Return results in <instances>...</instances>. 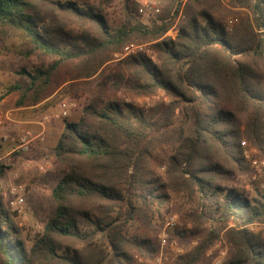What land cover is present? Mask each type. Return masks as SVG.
Instances as JSON below:
<instances>
[{
	"label": "trees",
	"instance_id": "1",
	"mask_svg": "<svg viewBox=\"0 0 264 264\" xmlns=\"http://www.w3.org/2000/svg\"><path fill=\"white\" fill-rule=\"evenodd\" d=\"M102 1L107 6L114 0ZM150 1L175 6L173 16L149 25L129 16L112 29L103 8L83 0H0V37L21 40L22 56L53 60L15 71L17 80L4 93L15 97V107L49 99L62 65L73 63L77 78H90L99 55L107 57L97 67L108 53L135 42H153L158 64L141 54L127 58L124 63L136 77L133 88L145 94L162 91L173 99L165 110L149 115L108 101L86 106L77 122L65 120L52 149L66 169L52 188L53 213L27 251L13 238L0 199V264H134L135 256L152 258L154 244L131 235L128 225L162 205L164 189L196 194L203 203L190 220L206 229L196 232L200 241L175 264H198L221 234L231 249L221 264H264V237L250 229L264 224V195L249 200L218 184L232 170L249 167L242 140L264 150V79L258 67L264 62V0H229L252 14V21L232 31L209 11H193L197 0ZM179 12L183 18L175 38L164 39ZM68 24L81 34H68ZM85 27L94 35L83 33ZM158 138L172 140L175 147L167 158L165 186L141 168ZM2 173L0 165V178Z\"/></svg>",
	"mask_w": 264,
	"mask_h": 264
},
{
	"label": "rangeland",
	"instance_id": "2",
	"mask_svg": "<svg viewBox=\"0 0 264 264\" xmlns=\"http://www.w3.org/2000/svg\"><path fill=\"white\" fill-rule=\"evenodd\" d=\"M83 1L91 6L103 8V15L112 29L124 24L129 16L149 25L158 22L162 16L168 13L172 17L175 10V6L171 7L166 3L161 4L148 0L159 8L160 13L155 19L145 20L138 13L141 0H128L127 3L123 0H114L107 6H102V0ZM126 4L129 8L128 15H126ZM200 8L209 11L228 31H232L241 23L252 21V14L248 8L233 7L229 0H197L193 9L191 4L193 11L200 10ZM182 18L183 14L179 12L173 20L171 28L164 35V39L175 38ZM231 19H237V22L229 25ZM67 27L68 34L73 36L81 34L76 30L75 24H68ZM83 33L88 36L94 35L90 27H85ZM152 43H128L119 50L108 53V60L97 67V64L107 57V55H99L95 61L96 73L90 78H77L78 70L73 63L62 65L54 78L56 90L53 95L37 107L24 109L18 115L21 118L31 117L39 121L45 116L54 114L57 105L63 101L72 104L73 107L69 117L61 120L62 122L65 120L77 122L86 106L97 105L100 107L108 101L129 104L145 115H149L155 110L162 112L171 103L172 97L162 91L145 94L139 89L133 88L136 77L124 63L127 58L141 54L153 64H158L156 53L151 48ZM127 45L142 46V51L138 50L134 54L125 55L124 47ZM23 49L24 44L16 36L0 37V112L2 114L15 107V97L4 94L7 87L17 80L14 72L19 68L31 70L53 62L51 59H41L35 55L28 58L22 56L19 52ZM258 67L264 79V62H259ZM238 119L242 131L243 119L240 116ZM8 122L3 118L0 124V165L3 167L0 178V199L14 232L13 238L21 242L25 250L28 251L35 239L42 233L46 222L53 213L55 204L51 194L52 188L65 174L66 169L55 160L49 149L48 156L36 158L30 154L32 143L26 149L19 148V138L25 132L24 126L19 125V127L6 130ZM42 134L44 140L40 144H45L46 136L45 133ZM171 141L167 138H158L154 141L149 148L148 156L141 164L144 175L151 180H157L163 186L167 183L165 176L167 158L175 152ZM231 172L232 175L229 179L218 182L219 186L227 190H235L249 200L262 195L253 181V170L250 166H247L243 172L233 170ZM13 185L23 187L24 204L19 212L10 205L13 200L10 189ZM163 193L167 198L162 205L154 206L152 213L148 212L135 217L133 222L128 225L131 235L148 238L157 249L152 258L135 256L134 264H152L159 255H162L166 264H175L180 256L189 253L200 241L201 236L196 232L206 229V226H194L190 220L192 215L201 212L203 203L198 195L174 194L167 189H164ZM170 216L176 217L177 225L167 231V244L162 247L159 242V234L165 220ZM250 229L253 232L261 233L264 237V224H255ZM230 250V246L221 234L198 264H221L229 257Z\"/></svg>",
	"mask_w": 264,
	"mask_h": 264
},
{
	"label": "built area",
	"instance_id": "3",
	"mask_svg": "<svg viewBox=\"0 0 264 264\" xmlns=\"http://www.w3.org/2000/svg\"><path fill=\"white\" fill-rule=\"evenodd\" d=\"M138 13L143 19L151 20V19H155L159 15L160 10L158 7L153 5L148 0H141ZM236 22L237 19H231L229 20V25H233ZM138 50L142 51V46L127 45L124 47V54L125 55L134 54ZM72 107H73L72 104L65 101L59 103L57 105L56 112L51 116L43 117L40 125L45 126L44 125L45 123L53 119L63 120L68 118ZM3 118L8 119V116L6 113L2 114L0 112V124ZM34 139L43 141V134L33 136L29 132H24L19 138L20 145L18 147L26 149ZM240 145L242 148V157L244 161L253 170V181L256 183L258 191L262 195H264V151L261 153L257 148L249 145L245 140H242L240 142ZM10 192L13 196V200L10 202V205L14 207V209H16L18 212L21 211L24 204L23 187L21 185H13L10 189ZM176 225H177V219L174 216H170L165 220L163 229L159 234V242L162 247L166 246L167 244V240H168L167 231L169 229H173L174 227H176ZM152 264H166V261L162 257V255H159L155 258Z\"/></svg>",
	"mask_w": 264,
	"mask_h": 264
},
{
	"label": "crops",
	"instance_id": "4",
	"mask_svg": "<svg viewBox=\"0 0 264 264\" xmlns=\"http://www.w3.org/2000/svg\"><path fill=\"white\" fill-rule=\"evenodd\" d=\"M15 73V72H14ZM11 85V84H10ZM9 85V86H10ZM37 107V106H35ZM35 107L29 108H17L7 110L5 113L8 116V123H6V130H10L13 127H19V125H23L25 132L31 133L33 136H37L39 134L45 133L46 143L40 144V140L34 139L31 144L30 154L34 155L36 158L48 156V149L51 150L56 145L57 140L63 130V122L59 119L51 120L45 123V126H41L42 120L36 121L31 117L21 118L18 114L20 111L24 109H33ZM44 140V138H43Z\"/></svg>",
	"mask_w": 264,
	"mask_h": 264
}]
</instances>
